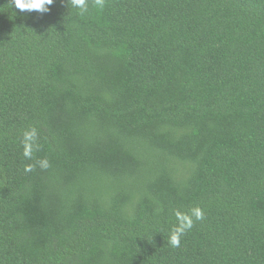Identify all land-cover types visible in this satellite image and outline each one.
Segmentation results:
<instances>
[{"label": "trees", "instance_id": "1", "mask_svg": "<svg viewBox=\"0 0 264 264\" xmlns=\"http://www.w3.org/2000/svg\"><path fill=\"white\" fill-rule=\"evenodd\" d=\"M49 7L0 0V264H264V0Z\"/></svg>", "mask_w": 264, "mask_h": 264}, {"label": "clouds", "instance_id": "2", "mask_svg": "<svg viewBox=\"0 0 264 264\" xmlns=\"http://www.w3.org/2000/svg\"><path fill=\"white\" fill-rule=\"evenodd\" d=\"M54 3V0H11V5L20 12H38L41 14L47 13L50 7ZM93 6L98 10H103L106 4V0H92ZM68 6L79 11L81 15L88 12L89 0H68ZM38 129L33 126L22 133L21 145L23 148V156L31 160L33 153L38 151L40 145ZM39 166L43 170H47L51 165L48 159L37 160L35 164H29L25 166L26 172H31L36 166ZM174 216L176 223L174 224L171 234L169 236L168 243L176 248L180 247L181 237L186 234L194 225L195 221L204 219V211L200 207H192L187 211H181L180 209L174 210Z\"/></svg>", "mask_w": 264, "mask_h": 264}]
</instances>
